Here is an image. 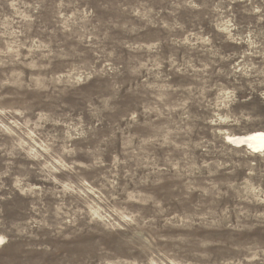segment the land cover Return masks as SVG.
I'll use <instances>...</instances> for the list:
<instances>
[{
	"label": "rangeland",
	"instance_id": "obj_1",
	"mask_svg": "<svg viewBox=\"0 0 264 264\" xmlns=\"http://www.w3.org/2000/svg\"><path fill=\"white\" fill-rule=\"evenodd\" d=\"M254 131L264 0H0V264H264Z\"/></svg>",
	"mask_w": 264,
	"mask_h": 264
},
{
	"label": "bare ground",
	"instance_id": "obj_2",
	"mask_svg": "<svg viewBox=\"0 0 264 264\" xmlns=\"http://www.w3.org/2000/svg\"><path fill=\"white\" fill-rule=\"evenodd\" d=\"M230 141L235 144L246 145L252 153H258L264 150V131H254L245 136L232 137ZM0 241L2 240L0 239Z\"/></svg>",
	"mask_w": 264,
	"mask_h": 264
}]
</instances>
